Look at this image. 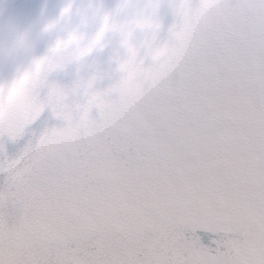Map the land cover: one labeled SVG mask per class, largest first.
Wrapping results in <instances>:
<instances>
[{"label":"snow or ice","instance_id":"obj_1","mask_svg":"<svg viewBox=\"0 0 264 264\" xmlns=\"http://www.w3.org/2000/svg\"><path fill=\"white\" fill-rule=\"evenodd\" d=\"M162 4V76L0 117V264H264V0Z\"/></svg>","mask_w":264,"mask_h":264},{"label":"clouds","instance_id":"obj_2","mask_svg":"<svg viewBox=\"0 0 264 264\" xmlns=\"http://www.w3.org/2000/svg\"><path fill=\"white\" fill-rule=\"evenodd\" d=\"M0 0V68L12 66L6 89L0 84V117L21 104L35 79L50 66L74 69L95 93L109 89L133 95L147 80L162 76L171 62L166 43L155 38L160 29L158 6L170 0H59L55 14L41 7L31 23L5 17ZM46 46L36 53L40 41ZM105 56L103 65L97 57ZM108 85L98 88L99 81Z\"/></svg>","mask_w":264,"mask_h":264}]
</instances>
